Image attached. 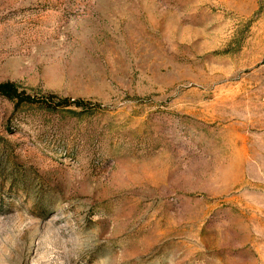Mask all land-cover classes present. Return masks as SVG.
<instances>
[{
  "label": "rangeland",
  "instance_id": "374dc122",
  "mask_svg": "<svg viewBox=\"0 0 264 264\" xmlns=\"http://www.w3.org/2000/svg\"><path fill=\"white\" fill-rule=\"evenodd\" d=\"M7 81L0 264H264V0H0Z\"/></svg>",
  "mask_w": 264,
  "mask_h": 264
},
{
  "label": "trees",
  "instance_id": "16d2710c",
  "mask_svg": "<svg viewBox=\"0 0 264 264\" xmlns=\"http://www.w3.org/2000/svg\"><path fill=\"white\" fill-rule=\"evenodd\" d=\"M0 96L10 101H13L15 107L23 103H45L46 99L38 98L24 90L19 89L13 82H2L0 83ZM72 101L68 98L58 100L55 104L57 106H67Z\"/></svg>",
  "mask_w": 264,
  "mask_h": 264
}]
</instances>
